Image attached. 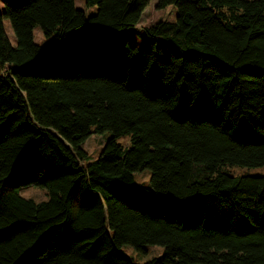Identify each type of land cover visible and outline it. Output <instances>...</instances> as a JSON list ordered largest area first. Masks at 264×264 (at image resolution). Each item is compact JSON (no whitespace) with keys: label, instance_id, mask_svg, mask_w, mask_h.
Instances as JSON below:
<instances>
[{"label":"trees","instance_id":"1","mask_svg":"<svg viewBox=\"0 0 264 264\" xmlns=\"http://www.w3.org/2000/svg\"><path fill=\"white\" fill-rule=\"evenodd\" d=\"M156 1L1 0L0 264H264V0Z\"/></svg>","mask_w":264,"mask_h":264},{"label":"rangeland","instance_id":"2","mask_svg":"<svg viewBox=\"0 0 264 264\" xmlns=\"http://www.w3.org/2000/svg\"><path fill=\"white\" fill-rule=\"evenodd\" d=\"M75 5L78 9L84 8V0H74ZM156 0H150L149 4L145 8L139 24H137L134 28L128 30H122L118 33L117 37L120 42L125 43L128 42L131 46H135L141 49L145 45V27L158 22L159 19L163 18L166 11L158 10L156 8ZM0 5H2L0 0ZM4 31L12 45H15V38L10 28V24L7 20L3 21ZM33 41L38 46H42L44 43V37L41 31L38 28H35L33 31ZM112 137L110 132H104L100 134L93 133L91 134L85 142L81 145L82 150L86 153L85 163L93 162L99 157L101 150L105 142ZM117 142L120 143L124 147H128L130 144L129 136H120L117 139ZM232 175H259L264 173V167L262 168H234L230 170ZM151 173L148 170H144L142 172L134 174V184L133 187L137 188H148L150 182ZM20 196L25 199H31L36 203L44 202L48 200L46 190L35 187L28 186L24 187L20 191ZM146 252L140 253L129 246H123L121 248V252L127 256L133 264H143L146 261H149L153 258H159L162 254V248L158 246H147L145 247Z\"/></svg>","mask_w":264,"mask_h":264}]
</instances>
